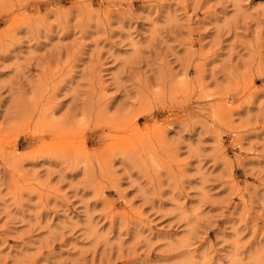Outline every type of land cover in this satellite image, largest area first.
I'll return each mask as SVG.
<instances>
[{
  "label": "rangeland",
  "instance_id": "1",
  "mask_svg": "<svg viewBox=\"0 0 264 264\" xmlns=\"http://www.w3.org/2000/svg\"><path fill=\"white\" fill-rule=\"evenodd\" d=\"M0 264H264V0H0Z\"/></svg>",
  "mask_w": 264,
  "mask_h": 264
},
{
  "label": "bare ground",
  "instance_id": "2",
  "mask_svg": "<svg viewBox=\"0 0 264 264\" xmlns=\"http://www.w3.org/2000/svg\"><path fill=\"white\" fill-rule=\"evenodd\" d=\"M133 122V121H132Z\"/></svg>",
  "mask_w": 264,
  "mask_h": 264
}]
</instances>
